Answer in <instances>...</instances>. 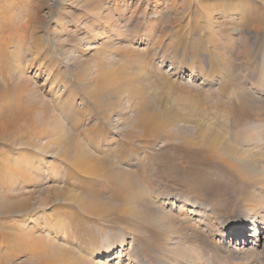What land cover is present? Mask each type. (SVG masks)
Segmentation results:
<instances>
[{
  "label": "rangeland",
  "instance_id": "374dc122",
  "mask_svg": "<svg viewBox=\"0 0 264 264\" xmlns=\"http://www.w3.org/2000/svg\"><path fill=\"white\" fill-rule=\"evenodd\" d=\"M261 125L264 0H0V264H264Z\"/></svg>",
  "mask_w": 264,
  "mask_h": 264
},
{
  "label": "bare ground",
  "instance_id": "6f19581e",
  "mask_svg": "<svg viewBox=\"0 0 264 264\" xmlns=\"http://www.w3.org/2000/svg\"><path fill=\"white\" fill-rule=\"evenodd\" d=\"M157 118L161 123L166 124V125H169L173 122L171 119L167 120V121H162L160 119V116ZM262 127H264V126H262ZM259 129H258V131H260ZM205 135L206 134L203 131V139H205L204 138ZM215 135L211 134V136H209L208 140L209 141L211 140L213 143L216 142L215 141L216 140ZM253 141L256 142V143H254V145H252L253 147L255 146V148H256L257 146H261L264 143V135H262V133H259L257 135V137L253 138ZM261 147L264 148V145H262ZM256 149H259V147ZM262 151L263 150H261V151L257 150L254 153H251V154H249L250 157L248 156V154H243V155H244V157H249V159H250V160L248 159L249 162L253 163L254 166L255 165L258 166V169H259L258 172H260L259 174H261L260 183L262 185V188L264 189V151L263 152ZM130 178H131V176L127 175L124 178V180L127 181ZM1 205L3 208L8 209V207L15 206L16 204L14 203V204L9 205L8 203L3 201V203ZM243 222H244V219H240L239 222H237L233 225L229 224L228 226L224 227L223 230L218 231L217 228L213 229L212 231H209L207 233V235L212 239V241L214 239H217V237H218L219 240H217V241L215 240L214 243L216 242V244H219V249L220 250L225 249L226 254L229 253V255L232 257L235 256V258H236V256L241 257V256H245V255H260L261 254L260 257L257 256L258 258H261L262 254H264V248L262 247V245H264V209L260 208V209L254 210V212H252V214H251V220H250V223H248V226L250 224L251 228H248L247 230H248V232L250 231V232L254 233L252 236L249 237L247 235V233H245V228L243 226ZM249 238L250 239L254 238L257 243H255L252 246V243H248ZM232 240H236V242H239V243L236 244L235 246L231 247L229 245H230V242ZM122 247L123 246H120V249ZM258 248H260V251H258ZM95 256H98V252L95 253ZM119 256L120 255H118V253L114 254L112 256L108 255V256H106L107 259L102 261V263H100V264H110L111 262H113L114 260L119 258Z\"/></svg>",
  "mask_w": 264,
  "mask_h": 264
}]
</instances>
